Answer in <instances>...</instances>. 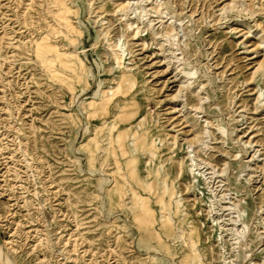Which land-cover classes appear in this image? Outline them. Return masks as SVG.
Instances as JSON below:
<instances>
[{
	"label": "rangeland",
	"instance_id": "obj_1",
	"mask_svg": "<svg viewBox=\"0 0 264 264\" xmlns=\"http://www.w3.org/2000/svg\"><path fill=\"white\" fill-rule=\"evenodd\" d=\"M0 250L264 264V0H0Z\"/></svg>",
	"mask_w": 264,
	"mask_h": 264
},
{
	"label": "bare ground",
	"instance_id": "obj_2",
	"mask_svg": "<svg viewBox=\"0 0 264 264\" xmlns=\"http://www.w3.org/2000/svg\"><path fill=\"white\" fill-rule=\"evenodd\" d=\"M122 53H124V52H122ZM184 84V83H183ZM182 84V85H183ZM185 84H186V82H185ZM179 90V89H178ZM199 107V106H198ZM209 122H207V124H208ZM206 130V129H205ZM206 133H208V132H206ZM5 253H3V251H1L0 250V260H4V262H6V264H11V262H10V259H8V257H6L7 255L5 254Z\"/></svg>",
	"mask_w": 264,
	"mask_h": 264
}]
</instances>
